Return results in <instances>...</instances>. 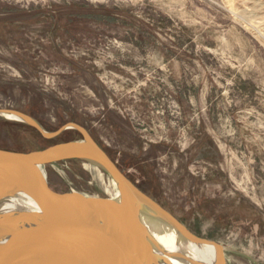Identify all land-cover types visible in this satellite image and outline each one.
Instances as JSON below:
<instances>
[{
	"label": "rangeland",
	"instance_id": "374dc122",
	"mask_svg": "<svg viewBox=\"0 0 264 264\" xmlns=\"http://www.w3.org/2000/svg\"><path fill=\"white\" fill-rule=\"evenodd\" d=\"M82 69L106 102L86 81L75 88L86 103L71 95ZM0 108L48 132L73 120L148 195L153 177L189 224L217 237L227 264H264V0H0ZM80 138L71 128L48 140L0 116L3 149ZM41 170L56 191L115 193L107 172L80 157Z\"/></svg>",
	"mask_w": 264,
	"mask_h": 264
},
{
	"label": "water",
	"instance_id": "95a60500",
	"mask_svg": "<svg viewBox=\"0 0 264 264\" xmlns=\"http://www.w3.org/2000/svg\"><path fill=\"white\" fill-rule=\"evenodd\" d=\"M0 116L26 124L48 140L71 128L81 134L80 139L32 152L0 148V194L25 193L36 207L0 228V264H227L221 244L191 232L142 191L80 125L70 122L48 132L24 112L0 108ZM69 157L103 168L114 184V195L54 190L41 165ZM143 214L170 229L174 238H160ZM197 243L216 247L219 258L200 250Z\"/></svg>",
	"mask_w": 264,
	"mask_h": 264
},
{
	"label": "bare ground",
	"instance_id": "6f19581e",
	"mask_svg": "<svg viewBox=\"0 0 264 264\" xmlns=\"http://www.w3.org/2000/svg\"><path fill=\"white\" fill-rule=\"evenodd\" d=\"M11 117L15 118V116H11ZM88 155H91V154L88 153ZM97 175H98V173H97ZM102 177H104V176H102ZM104 189H105V187H104ZM111 194H112V192H111ZM146 207H150V206H146ZM35 209H36V207H34V200L31 199L25 193L24 194L21 193L20 195H18V193H12V192L1 193L0 194V228L4 227L5 225H8L10 223H15L16 221L21 220L22 218L26 217L27 215L32 214L35 211ZM147 209L149 211H152L151 207L147 208ZM195 245H196V247H198L200 250H202L203 252H205L206 254L211 256L212 258H214V259L219 258V252H218V249H216V247H214L210 244H198L197 243Z\"/></svg>",
	"mask_w": 264,
	"mask_h": 264
},
{
	"label": "crops",
	"instance_id": "0c3cea01",
	"mask_svg": "<svg viewBox=\"0 0 264 264\" xmlns=\"http://www.w3.org/2000/svg\"><path fill=\"white\" fill-rule=\"evenodd\" d=\"M25 61H26V62H24L25 64H23V66H20V68H21L22 73L25 75V77L28 78L29 76H33L35 71L33 70L34 67L31 66L33 63L30 60H25ZM85 81L87 83H89L88 85H90V87L101 97V99L104 102L107 101V99H108L107 93L97 83V81L95 80L93 75L91 73H89L88 71H85L83 69L81 71H79L78 73H76L75 75H73V77L68 80V84L70 82L72 89H74V92L71 93V95L74 97V99L80 100L83 104L86 103L85 101H83L81 99L82 96L77 93L78 91L75 90V88L78 86L79 83L85 82ZM110 116L113 118V120H117L116 117L113 116L112 114ZM71 122H74V121L71 120Z\"/></svg>",
	"mask_w": 264,
	"mask_h": 264
},
{
	"label": "trees",
	"instance_id": "16d2710c",
	"mask_svg": "<svg viewBox=\"0 0 264 264\" xmlns=\"http://www.w3.org/2000/svg\"><path fill=\"white\" fill-rule=\"evenodd\" d=\"M54 145V144H53ZM103 147V146H101ZM47 148V147H46ZM104 148V147H103ZM45 149V148H44ZM106 149V148H104ZM108 154L110 155V157L113 159V161H115L114 157L112 156L111 153L108 152ZM120 169L121 166L120 164L117 162L116 163ZM150 175V174H148ZM133 181H135L136 179V174L134 175H128ZM137 177H139V175H137ZM146 182H149L151 183V189H150V192H149V195L159 201L166 209H168L170 212H172L176 217H178V219L183 222L184 224L188 225V227L193 230V231H196L198 233V235L202 236V237H206V238H209V239H216L217 237L215 235H205V234H200V232L198 230H196L192 224H189L188 223V215L186 213H184L183 211H181V209H179L178 206L176 205H172L170 204L167 199L165 197L162 196V191L161 189H159L160 187L158 186L157 182L153 179V177H149L146 178ZM178 212L180 214H178ZM189 213H194L193 211H190ZM201 221V219H199ZM198 222V221H197ZM196 222V223H197ZM202 224V223H201ZM197 226L200 225V223L196 224Z\"/></svg>",
	"mask_w": 264,
	"mask_h": 264
},
{
	"label": "built area",
	"instance_id": "2783aa9c",
	"mask_svg": "<svg viewBox=\"0 0 264 264\" xmlns=\"http://www.w3.org/2000/svg\"><path fill=\"white\" fill-rule=\"evenodd\" d=\"M176 108H178V106H177ZM163 125H164V129L166 130L167 134H169V130L167 129L165 123H163ZM158 132L161 133L162 130L160 129ZM144 138H145V137H144ZM191 139H192L191 137L188 138L189 141H192ZM193 140H194V139H193ZM150 141L155 142V139H151Z\"/></svg>",
	"mask_w": 264,
	"mask_h": 264
}]
</instances>
